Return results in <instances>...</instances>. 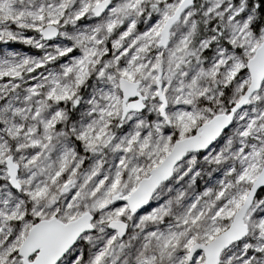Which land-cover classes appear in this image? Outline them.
I'll list each match as a JSON object with an SVG mask.
<instances>
[{"label":"snow or ice","instance_id":"obj_1","mask_svg":"<svg viewBox=\"0 0 264 264\" xmlns=\"http://www.w3.org/2000/svg\"><path fill=\"white\" fill-rule=\"evenodd\" d=\"M0 264H264V0H0Z\"/></svg>","mask_w":264,"mask_h":264}]
</instances>
